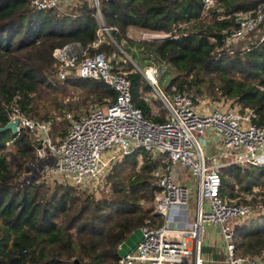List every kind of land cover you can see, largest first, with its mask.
<instances>
[{
    "label": "trees",
    "instance_id": "16d2710c",
    "mask_svg": "<svg viewBox=\"0 0 264 264\" xmlns=\"http://www.w3.org/2000/svg\"><path fill=\"white\" fill-rule=\"evenodd\" d=\"M31 1L0 0V127L17 108L55 126L60 115L66 116L76 106L61 98L72 88L85 90L87 99L99 103L114 101L116 91L102 80L83 78L75 71L60 79V62L54 57L55 50L68 43L88 47L98 39L95 3L77 0L70 10L59 12L39 10ZM263 2L216 0L215 7L206 10L202 0H100L107 26L119 31L111 30L115 41L106 36L88 54L109 55L118 50L117 44L130 53L128 43L136 42L151 62L174 68L171 88L176 86L195 100L210 93L243 110L255 108L256 121L264 124V41L234 56L220 51L224 32L234 22L219 18L257 9ZM136 28L161 35L134 42L130 29ZM128 65L135 105L149 119L165 121L166 115L153 110L158 102L145 99L151 96L152 86L133 64ZM66 125L63 136L68 133ZM38 146L28 129L18 135L0 132V264H118L120 246L133 232L148 221L160 224L159 217L151 214L158 191L154 172L160 165L152 152L136 150L122 156L104 176L97 195L43 178ZM221 175L222 193L231 197L252 193L264 184L260 167L243 170L229 165ZM236 183L242 192H235ZM257 194L264 196V190ZM234 240L238 254L264 255V214L238 226Z\"/></svg>",
    "mask_w": 264,
    "mask_h": 264
},
{
    "label": "built area",
    "instance_id": "2783aa9c",
    "mask_svg": "<svg viewBox=\"0 0 264 264\" xmlns=\"http://www.w3.org/2000/svg\"><path fill=\"white\" fill-rule=\"evenodd\" d=\"M72 0H32L39 10L64 11ZM100 22L98 39L83 47L71 42L57 48L54 57L60 62V79L71 72L83 78L102 80L116 91V98L107 99L89 112L72 117L68 133L54 138V122L28 117L17 108L12 119L21 117L20 131L28 129L38 145L37 157L41 161V176L46 180L69 183L79 189L98 193L111 162L136 150H146L158 157L160 165L154 172L155 214L161 224L146 222L140 227L141 240L129 253L121 256L118 264H204L202 256L203 226L219 224L226 242L227 264H264V255H240L235 243L238 220L256 219L264 214V204L255 201L256 195L231 197L222 193L221 169L237 165L264 168V124H259L255 108L241 109L235 104L227 109L214 108L210 112L200 99L178 91L172 86L169 96L159 83V66L153 62L146 69L136 65L152 86L153 93L145 97L158 98L166 109V119L155 122L137 107L132 96V81L123 67H114L106 53L88 54L90 47L97 48L106 36L113 40L107 26L100 0H93ZM205 9L215 7L216 0H202ZM220 19L232 18L234 24L224 32L220 51L236 55L250 51L264 41V2L257 9L221 14ZM115 41V40H113ZM212 41H216L212 37ZM117 44V43H116ZM118 45V44H117ZM198 104V108H196ZM221 143L224 149L217 158ZM214 152L210 153V147ZM113 146L118 152L108 161L101 159L102 151ZM207 148V151H206ZM208 152V155H207ZM189 167L198 181L196 220L180 215L184 206H190V187L172 177L174 166ZM62 177L65 180H59ZM175 214V219L173 218ZM233 222V223H232Z\"/></svg>",
    "mask_w": 264,
    "mask_h": 264
},
{
    "label": "rangeland",
    "instance_id": "374dc122",
    "mask_svg": "<svg viewBox=\"0 0 264 264\" xmlns=\"http://www.w3.org/2000/svg\"><path fill=\"white\" fill-rule=\"evenodd\" d=\"M77 2V0H72V4H70L64 11L62 12H66L67 10H70L75 3ZM93 2V0H92ZM131 37L132 39L135 41H139L141 39H149V38H157L160 37V35H158L157 33H152V32H147L144 31L142 29H133V31H131ZM117 51L112 52L111 54H109L108 56L111 58L114 67H123L125 70L129 71V63L131 64H135L137 63L138 66H140L142 69H146L150 63L151 60H149L147 58L148 54H145L143 52H141L138 44L135 42L134 44H130L128 43V47L130 48V53H128L127 51H125L123 49V47L121 46V48L119 46ZM135 61V63H133V61ZM129 62V63H128ZM155 64H157L159 66L160 69V73L158 76L159 79V83L161 88L169 95L172 96L173 94L171 93V84H172V78L176 75V71L174 70V68L166 63H159V62H155L152 61ZM135 69L137 71H139V69L137 68V66H134ZM153 93V90L152 92ZM150 93V95H151ZM86 92L85 90L79 88V89H75L72 88L70 90H68L66 93H64L61 98H62V102L63 103H67V102H74L76 104V106L74 107V110L71 112H67L66 116L60 115L57 119H56V123H55V128H53L51 134L54 138L56 137H64L62 134V127H63V123L66 122V129L68 131L69 126H70V121L71 118L69 116L72 117H77V116H81L87 112H89L93 107H95L96 105H102L105 103L104 100L103 103H99L96 100L93 99H87L86 96ZM200 101L202 103V106H205L207 108V111L210 112L211 110H213L214 108H223V109H227L229 107H233L234 103L228 99L225 98H219L217 96L214 97L212 94L210 93H204L202 95L199 96ZM152 99H155L154 101L158 102V104H154L153 105V110L159 115V116H165L166 115V111H164V108L162 106V104H160V100L158 98L153 97ZM152 99L150 100V102H152ZM152 102L151 104L155 103ZM196 108H198V104H196ZM166 110V109H165ZM65 119H67V121H65ZM219 150H218V155L217 158L220 159V151L224 149V146L219 143ZM207 151V148H206ZM118 152V147L117 146H113L109 149H106L104 151H102L101 153V159L104 161H108L109 159H111L114 155H116V153ZM208 155V152H207ZM122 158V156H117L110 164H111V168H113V165L115 163H117L120 159ZM222 162H228L229 161V157H221ZM172 177L178 182V184H184L190 187V206H184L182 208V210L180 211V215H187L189 217H191L195 211V207H196V203H197V198H198V181L196 179V177L193 175L191 169L189 167H184L181 165H177L174 166V170L172 172ZM59 180H65L62 177H58ZM50 181V180H48ZM102 187H98V193L97 195L100 194ZM235 192H242L240 191L242 188L240 186H238V184L236 183L235 185ZM103 189V188H102ZM264 190V184L263 185H259L256 186L255 188H253V192L251 193H247L249 194V196H254L256 195L257 198H255L256 200H258L260 202V205H263L264 202L263 198L264 196L258 195V192H262ZM236 197H244L242 196V194L236 196ZM257 201V202H258ZM144 206L150 207L151 203H145ZM152 207H153V211H152V215L155 214V198L154 201L152 202ZM253 219V218H252ZM250 219L247 220H238V224L237 226H242L245 224V222L249 221ZM233 223V222H232ZM212 225H216V227H219V224H214V223H209ZM207 228V225H204V229ZM203 245H206V238L203 239ZM205 264V262H204Z\"/></svg>",
    "mask_w": 264,
    "mask_h": 264
},
{
    "label": "crops",
    "instance_id": "0c3cea01",
    "mask_svg": "<svg viewBox=\"0 0 264 264\" xmlns=\"http://www.w3.org/2000/svg\"><path fill=\"white\" fill-rule=\"evenodd\" d=\"M132 31V29H130ZM214 146L210 147V153L214 152ZM175 219V214H173ZM191 222L196 220L195 212L189 217ZM157 221L161 224V219ZM207 228L204 229L203 226V239L206 238V245L202 247V256L205 264H227L226 263V242L221 232V227H216L209 223H205ZM142 233L140 228L133 232L130 238L120 246V255L124 256L125 254L131 252L138 242L141 240Z\"/></svg>",
    "mask_w": 264,
    "mask_h": 264
},
{
    "label": "water",
    "instance_id": "95a60500",
    "mask_svg": "<svg viewBox=\"0 0 264 264\" xmlns=\"http://www.w3.org/2000/svg\"><path fill=\"white\" fill-rule=\"evenodd\" d=\"M117 46H119L121 48V46L119 44ZM133 63H135V61H133ZM20 121H21V117H19V116L14 117L5 126L0 127V132L6 131V130H11L13 134L18 135L20 132V129H19ZM41 146H42V144L40 143L39 147H41Z\"/></svg>",
    "mask_w": 264,
    "mask_h": 264
}]
</instances>
